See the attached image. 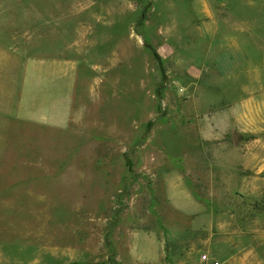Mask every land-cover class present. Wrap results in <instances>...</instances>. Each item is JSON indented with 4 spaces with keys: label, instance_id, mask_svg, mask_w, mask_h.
<instances>
[{
    "label": "rangeland",
    "instance_id": "1",
    "mask_svg": "<svg viewBox=\"0 0 264 264\" xmlns=\"http://www.w3.org/2000/svg\"><path fill=\"white\" fill-rule=\"evenodd\" d=\"M0 37L63 117H0V255L264 264V0H0Z\"/></svg>",
    "mask_w": 264,
    "mask_h": 264
},
{
    "label": "crops",
    "instance_id": "2",
    "mask_svg": "<svg viewBox=\"0 0 264 264\" xmlns=\"http://www.w3.org/2000/svg\"><path fill=\"white\" fill-rule=\"evenodd\" d=\"M56 59L30 56L21 43L14 44L0 37V117L26 124L61 127V114L55 116L52 112H46V100L38 103L35 99L38 91L57 90L61 80V65L56 63ZM50 100L54 101L52 96ZM51 105L60 104L57 100ZM10 260L25 264V261L9 256L7 252L0 255V264ZM27 264H38V261Z\"/></svg>",
    "mask_w": 264,
    "mask_h": 264
},
{
    "label": "water",
    "instance_id": "3",
    "mask_svg": "<svg viewBox=\"0 0 264 264\" xmlns=\"http://www.w3.org/2000/svg\"><path fill=\"white\" fill-rule=\"evenodd\" d=\"M232 140H233V143L236 142V140H237V136H236L235 134L233 135Z\"/></svg>",
    "mask_w": 264,
    "mask_h": 264
},
{
    "label": "built area",
    "instance_id": "4",
    "mask_svg": "<svg viewBox=\"0 0 264 264\" xmlns=\"http://www.w3.org/2000/svg\"><path fill=\"white\" fill-rule=\"evenodd\" d=\"M203 259H206L205 256H202ZM212 264H219L217 261H213Z\"/></svg>",
    "mask_w": 264,
    "mask_h": 264
},
{
    "label": "trees",
    "instance_id": "5",
    "mask_svg": "<svg viewBox=\"0 0 264 264\" xmlns=\"http://www.w3.org/2000/svg\"><path fill=\"white\" fill-rule=\"evenodd\" d=\"M155 57H156V59H158L156 54H155Z\"/></svg>",
    "mask_w": 264,
    "mask_h": 264
}]
</instances>
